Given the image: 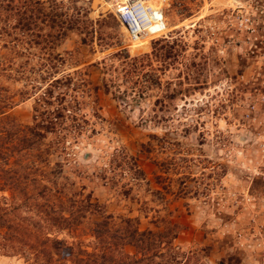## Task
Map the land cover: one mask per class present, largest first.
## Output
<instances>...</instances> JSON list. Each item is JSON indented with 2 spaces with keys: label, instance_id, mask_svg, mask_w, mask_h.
<instances>
[{
  "label": "rangeland",
  "instance_id": "obj_1",
  "mask_svg": "<svg viewBox=\"0 0 264 264\" xmlns=\"http://www.w3.org/2000/svg\"><path fill=\"white\" fill-rule=\"evenodd\" d=\"M56 1L78 19L54 47L64 62L28 72L29 82L1 79L22 125L65 107L46 125L33 174L73 218L52 232L58 253L38 247L34 262L0 252V264H127L142 255L123 238L127 224L164 234L151 251L166 256L149 264H264V0H150L159 31L138 41L115 12L126 0ZM3 41L0 55H11ZM10 43L39 68V45ZM58 78L38 105L40 87ZM9 161L0 168L25 166ZM1 176L0 204L11 191Z\"/></svg>",
  "mask_w": 264,
  "mask_h": 264
},
{
  "label": "trees",
  "instance_id": "obj_2",
  "mask_svg": "<svg viewBox=\"0 0 264 264\" xmlns=\"http://www.w3.org/2000/svg\"><path fill=\"white\" fill-rule=\"evenodd\" d=\"M61 7L62 3L56 0H0V39L4 40L2 48H8L11 53V55H0V163L7 165L11 158L25 161V166L19 165L18 168L14 165L8 169L0 168L1 178L11 190L10 197L3 198L4 202L0 204V252L11 254L31 252L34 262L40 259L37 256L38 247L42 248L44 253L48 251L58 253L59 241L52 232L54 228H63L61 224L73 218V211H70L66 216L58 210L54 203L45 200L49 188L44 186L40 190H36L37 177L33 174L39 169V167L33 169L35 161L37 162L44 151L48 152L47 144L43 141L48 131L46 125L49 126V121L54 118L64 117L65 107L62 106V108L53 111H42L39 115L43 113L45 116H39L37 120L38 114L34 115L32 125H22L12 119L7 112L13 104V95L9 93V86L5 85L1 78L23 76L29 82L32 78L28 72L58 69L59 65L64 62V58L60 53L54 51V47L65 37L67 29L75 27L72 22H77L78 19L71 17L68 11L59 12ZM74 9H76L75 6ZM46 27L53 30L46 31ZM80 33L90 35L92 29L84 25L80 29ZM80 39L82 43H86L88 40L87 36ZM13 41L14 43L17 41L26 42L27 44L33 41L35 45L40 46L39 68L36 67V64L30 65L29 56L26 60L17 58L26 55L24 51L12 53L15 51V45L10 42ZM27 54L31 55V52L27 51ZM62 79L69 82L72 78L70 75H66ZM60 80L61 78L54 79L44 87H40V91L36 95L38 105L47 103L48 97L53 94L54 83ZM102 88L105 91L109 90V86L105 83ZM36 89V85L32 83L31 91L36 93ZM28 91L27 89L22 93L25 94ZM141 92L142 89L139 93ZM59 94L63 98L65 97V93ZM174 94L171 92L169 96L172 97ZM55 98L57 99V97ZM28 157L36 159L32 160ZM19 169H23V171L16 174ZM40 200L46 202H40ZM129 221L131 219H128L127 222ZM42 224H44L43 232L40 231ZM126 226L128 231L124 233L123 238L138 248L139 252L142 251L140 257L127 261V264H149L157 256H166V253L151 251L153 247H162L163 233H154L150 230L139 231L128 224ZM94 234L96 237L101 235L98 226L94 229ZM105 255L102 254V256ZM45 256L49 258L47 254ZM25 257L27 258V256ZM170 258L173 260V257L169 256L167 260L162 258L158 264H170ZM41 260V264H48L47 261Z\"/></svg>",
  "mask_w": 264,
  "mask_h": 264
},
{
  "label": "built area",
  "instance_id": "obj_3",
  "mask_svg": "<svg viewBox=\"0 0 264 264\" xmlns=\"http://www.w3.org/2000/svg\"><path fill=\"white\" fill-rule=\"evenodd\" d=\"M115 12L132 41L142 40L159 31V28L155 27L156 8L150 0H126ZM161 15L163 16V8L161 9Z\"/></svg>",
  "mask_w": 264,
  "mask_h": 264
}]
</instances>
